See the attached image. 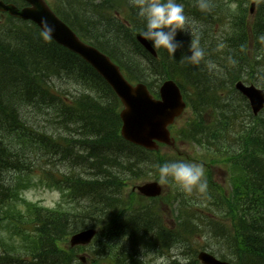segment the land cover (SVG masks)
I'll use <instances>...</instances> for the list:
<instances>
[{
    "label": "bare ground",
    "instance_id": "obj_1",
    "mask_svg": "<svg viewBox=\"0 0 264 264\" xmlns=\"http://www.w3.org/2000/svg\"><path fill=\"white\" fill-rule=\"evenodd\" d=\"M245 1L234 6L230 0H211V11L201 12L197 7L196 0H179L184 6L190 23L194 22L196 25L202 26L197 35L201 47L205 49L206 56L199 65L179 61L181 53L187 51L191 39L190 35L186 33H179L177 36L178 40L183 41L184 48L177 51L175 59L169 57L164 50L153 49L150 43L149 46L140 45V41L143 39L139 36V32L143 30L145 23L142 18L137 16L136 10L130 5L129 0H64V4L70 16L76 17L83 14L85 17L89 15L92 17L95 21L93 24L97 39L103 37V40H106L108 37L105 32L99 29L119 33L124 44L119 39L114 43L108 42L106 47L113 45L116 50L113 52L114 56L112 54L104 55L110 61L114 60L115 63L122 57L129 59L131 65L138 63L143 70L138 73L140 80L151 81L150 83L155 85L159 91H163V83L177 85L186 81L181 86L179 85L181 89L178 93L179 99H192V117L197 119V115L200 113L215 115V119L206 127L207 131H212L213 142L197 149L204 157L205 165L226 167L230 181L246 178L250 190L256 195L263 196L264 128L260 132L247 135L243 127L247 125V131H250L248 126L255 122V117L252 107L248 103H244L238 84L250 82L254 94L259 98H264V78L257 76V68L249 60L248 47L241 42L244 39L243 28L238 26L237 32L240 36L234 35V18L252 14L251 8L259 1L264 3V0H250L247 4ZM104 10L113 12L115 21L104 15ZM119 19L130 22L132 29L128 31L119 26L116 23ZM226 23L232 26L229 33H225L222 28V25ZM261 28L264 29V21ZM260 33L264 36V30ZM219 45H223V47H219ZM39 46L35 47L36 51L45 54L47 59L51 54L56 64L72 60L64 50ZM11 58H18L21 63L33 64L31 56L14 52L9 45L0 49V69L4 73H13L28 82L29 77L26 74L28 72ZM80 58L88 66L77 68L61 64L58 67H53L56 71L64 72L68 81L82 86L81 82L77 81L85 79L83 74L86 73L83 70L93 71L98 64L104 61L102 59L92 60L83 55ZM207 61H211L215 68L209 70ZM257 65L261 69L264 68V53L260 55ZM0 81L6 86L14 85L11 75L0 76ZM191 86H194V89ZM243 88H247V86ZM1 89L0 87V92ZM81 91L84 90L81 89ZM86 91V103L90 105L85 106V113L81 112L80 116L76 115L71 121L63 118V114L66 115L63 110H51V121L49 120L57 126L55 136L68 146L71 150V158L75 162L73 164L75 171L66 176V181L71 184V187L74 186L77 194H81L79 198L75 199V202L80 206V211L71 217V222L80 228L88 222L89 226H93L104 224L111 219L109 216L102 215L97 200L101 201V205L104 202L105 205L111 203L115 206L112 208L111 214L117 215L116 217L131 216L139 212L141 210L140 203L119 192L121 181L130 175L137 174L138 170L140 174L153 173L156 166V161L146 162L147 157L144 155L137 153L129 155L130 150L127 152L120 150L121 145L115 140L112 133L118 125L117 109L120 101L115 99L116 93L109 94L100 90L98 92ZM33 93L35 95V92ZM57 96L61 97L59 94H53V97ZM68 105V108L72 109L71 104L68 103ZM62 107L68 112H73L65 106ZM30 109L35 110L36 108L32 105ZM65 125H70L73 128ZM188 128L190 129V126ZM236 133L241 136L238 137L241 140L239 142L234 141ZM191 134L194 137L195 132L192 129ZM10 137H12L10 133L0 130V166L4 170L6 165L11 167L10 174L6 170L7 174L0 170L2 178L0 184L4 188L5 195L3 199L15 197L10 187L12 178L26 173L31 166L40 171L46 169L38 154L37 144L27 143L14 151L7 145ZM229 137H233L234 147L229 149L227 155L222 156V152L217 150L215 145L217 141H223ZM245 147L247 148L245 149ZM131 150H135V148H131ZM241 152H244L241 158L245 162L248 175L245 173L234 174V165ZM215 156L222 157L215 158ZM87 159L92 161L101 159L103 162L97 165L101 172L105 169L113 171L106 175L105 183L108 185L102 187L103 182L92 184L95 175H98V170H95L94 165L88 163ZM54 164L57 169H60L58 162L55 161ZM59 192L61 199L67 195V191L64 189ZM108 197L112 199L111 202L107 201ZM173 199L182 202H187L189 199L194 200L197 204L191 212L192 217H195L196 214L199 219H203L202 215L198 213L199 210L209 214V219L205 220L203 224V228L206 229L204 236L208 241L207 247L203 245V242L199 244L190 232L176 233L172 229L161 230L155 225H150L145 215L139 214L133 216L129 222L115 219L110 230L114 228L118 233L112 236H101L90 250L97 254L113 256L117 259L118 264H157L160 257L167 258L168 264H178L174 249L177 248V245H181L182 251L179 254L186 258L187 264H198L196 258L203 248L217 255L220 261H229L231 264H264L263 211L254 207L247 209L234 207L232 210L224 204L226 202L221 198L215 197L208 200L203 197V194L194 191L188 195L178 188H175ZM60 200L53 206L42 204V211L36 218H31L23 213H15L10 215L8 220L16 230L21 232L19 236L26 240L27 238L23 234H32L38 231L41 228V220L52 216ZM217 212L223 216L236 217L240 224L236 238H234L235 230H228L217 222ZM241 218L243 223L240 221ZM54 229L51 231L52 239L46 238L47 257L43 259V263H47L49 259L55 263L64 261L59 254L54 252L50 244L53 240L62 237L63 225ZM237 241L248 246L243 248ZM64 264L79 263L76 260H71Z\"/></svg>",
    "mask_w": 264,
    "mask_h": 264
},
{
    "label": "trees",
    "instance_id": "obj_2",
    "mask_svg": "<svg viewBox=\"0 0 264 264\" xmlns=\"http://www.w3.org/2000/svg\"><path fill=\"white\" fill-rule=\"evenodd\" d=\"M243 2V0H241ZM57 11L59 14H61L69 23L70 25L77 28V30L80 32L83 36H88V39H90L94 44L99 46L105 51H108L110 54H113L115 52V47L113 45H110L109 47H106L108 42H113L117 39L121 40L124 44V40L122 37H119V33L109 32L107 30L99 29L108 35L107 39L103 40V37L101 39L96 38V30L94 28L93 22H95L92 17L86 16L81 14L78 16H71L72 19H67V17L61 12V10L57 7ZM264 14V5L262 6L261 10ZM104 15L111 18L112 12H107L104 10ZM110 15V16H109ZM115 21V19L111 18ZM121 21V20H120ZM120 21H117L116 23L124 28L125 30L130 31V28H127L123 23ZM264 20L262 22H259L257 25L261 24L262 26ZM132 25V24H131ZM22 31H19L21 33L17 34V37L15 36H7L0 40V49L3 48L5 45H9L11 49L14 52L27 54L31 56L32 63H21V61L18 60V58H11L15 62L19 63L25 70L28 72L26 73L29 77V81L26 82V79L15 76L13 73L6 72L4 73L0 69V76L11 75V80L14 82L13 86H6L3 84V82L0 81V130H3L5 132L10 133L12 137L9 139V143L7 144L9 149H12L14 151L18 150L19 147H23L25 144L35 143L38 145V154L42 158L45 157H52L56 158L58 156V160L60 161H67V165H69L70 170L66 172H60L58 169L52 168L51 170L45 169L41 171L43 173V176L45 177V180L49 182L50 185H54L55 183L61 184L62 182L66 183L67 187H71V184L66 181V176L69 173H72L75 171V168L73 167V164L75 163L71 158V150L68 148L67 145H65L60 139H58L56 135L57 126L54 125V123H50L51 127L48 129L44 125L36 126L35 124H30L29 122L26 123L22 120V113L21 110H19V107L21 105L30 104L35 107H37L39 110L44 112L51 121V110H63L66 115L63 114L64 119L73 120V118L76 115L80 116L81 112H86L85 106H88L90 104H87L82 97L75 100L74 104H71L72 109L68 108V103L65 102L64 96L62 94L57 97H53V94H58L60 90L57 88L56 80L65 77V73L62 71H56L53 66H59L61 64H67L75 67H84L88 66L78 55L75 53L67 50L66 48L59 46L56 44L52 39H43L41 35V31L37 28H30L29 30L22 29ZM105 37V36H104ZM119 37V38H118ZM87 38V37H86ZM242 44L246 45L245 41H241ZM40 45L41 47L48 46L50 49H59L64 50L70 57V62H65L61 64H56L51 56L47 59L46 55L36 51L35 47ZM39 46V47H40ZM33 55V56H32ZM125 60V61H124ZM134 60V59H133ZM123 67L129 69L128 76L132 79H139L138 73L142 70V67L138 63H134L131 65V61L129 59H120L119 60ZM128 63H127V62ZM36 64H35V63ZM130 63V64H129ZM82 70V69H81ZM74 71V70H73ZM86 74H83L85 76V79L77 82H81L80 86L84 91L86 90H95L98 88L99 90H105L110 91V88L100 79V77L94 72V71H87L83 70ZM239 78V77H238ZM89 81L88 83H86ZM73 83V82H72ZM75 84V83H74ZM91 84V85H90ZM90 85V86H89ZM35 92V95L34 93ZM40 96L41 98H37ZM86 97V96H85ZM13 98L16 99L15 104L13 108L9 105L11 102H13ZM244 103H246L244 101ZM247 104V103H246ZM41 106V107H40ZM62 106H65L68 110L73 112L66 111ZM58 109V110H57ZM76 113V114H75ZM5 122V123H4ZM9 123V124H6ZM117 128L112 132L115 136V140L121 145L119 148L121 151L127 152L130 150L131 152L129 155H132V153H138V151L131 150L128 143L125 142L119 133L120 130V121L118 117L117 122ZM244 124V123H243ZM241 125V124H239ZM245 125V124H244ZM66 127H71L70 125H65ZM247 126V125H246ZM244 126L243 128L246 130L247 135L254 133V132H260L264 128V114L260 117H255V122L248 126L250 131H247V127ZM84 129V128H83ZM237 134V133H236ZM245 135V136H247ZM93 136V135H92ZM238 137H241L239 134L234 135V141H241ZM115 142V141H114ZM247 147H245L246 149ZM244 152H241L239 154V158L237 157V163L234 165V174L239 173H247V167L245 165V162L242 161L241 155ZM225 156V155H223ZM88 163H91L94 165L95 170H98V175H95V179L93 180L92 184H100V182H103V186L105 187L108 185L105 183L107 181V174L113 172L109 169H105L102 172L99 170L98 166L101 162H103L101 159L97 161H92L87 159ZM10 165L5 166V170L10 174ZM34 167L31 166V168L25 173H22L19 176H16L15 178H12V184L11 189L13 190V193L15 195L14 198L10 199H3L5 196L3 193V186L0 184V228L5 227L8 232H13L15 230L17 234L19 235L18 230L15 229V227L11 224V222L8 220V217L15 213H23L31 218H36L38 214L42 211V208L39 207L37 204L27 201L23 195V186H24V180H26L28 183H31L32 181V175L34 172ZM1 172L6 173L4 168L0 166ZM37 176L40 177V174ZM63 177V181H58L59 177ZM2 180L0 176V181ZM124 181V180H123ZM122 182V185H120L119 192L122 193V188L124 182ZM42 182V181H41ZM232 187L230 190H225L222 188L223 191L220 192V198L222 201L226 202L228 207L232 208L234 210V207H241V208H258L261 211L264 212V195H256L253 193L249 185L247 184V179L242 178L240 180H234L232 182ZM4 186H6L4 184ZM73 191H70V195L80 197L81 194H77L76 190L73 187H71ZM111 198L108 197L107 201L111 202ZM101 201L97 200V203L100 207V212L102 215L111 217L108 222L104 223L103 233L104 230L106 232L116 233L117 230L113 228V230H110L112 225L115 222V219H120L124 221V216L116 217L111 214V210L113 206L111 203L110 205L100 204ZM80 211V207L73 206V207H67V208H56L55 212L52 213V216L41 220V228L33 232L32 234H23L27 238L26 240L22 239L23 241H29L28 247L25 250H21L19 244H14L12 247L13 249L10 252H6L5 255H0V264H12V261L17 260L19 264H41L39 261L47 257L46 253V247L45 245L46 240L52 239L53 235L51 231H54L57 226L63 225L62 235L66 236L68 233L71 232V230H75L79 227L75 226L71 222V217L73 214L78 213ZM44 212V211H43ZM42 212V213H43ZM49 214V212H47ZM135 215H132L133 217ZM131 217L126 221L128 222ZM223 218H229L230 224H225L221 220L217 221L222 226L227 228L228 230H235L234 232V238L238 235V228L240 226L239 222L237 221L236 217L234 216H223ZM192 218V217H190ZM148 221V219H147ZM241 223H243L242 218L240 219ZM150 225L153 226V224L148 221ZM186 226L189 230L193 229L195 230L197 227L192 224L191 220H188L186 223ZM186 226H183V228H186ZM158 228H163L166 230L164 224L160 223ZM200 230H202L200 228ZM4 230H0V239H4ZM118 233V232H117ZM179 233V232H178ZM47 238V239H46ZM62 237L53 240L52 243H50L52 248L54 249V252L56 254H59L64 261L62 263H55L54 261H51L52 259H49L47 263L43 264H64L67 261L74 260L76 256V251L73 249H68L66 247V241H60ZM237 243L241 244L243 248H246L248 245L245 243H240L237 241ZM13 252V253H12ZM18 253V254H14ZM49 257V256H48Z\"/></svg>",
    "mask_w": 264,
    "mask_h": 264
},
{
    "label": "clouds",
    "instance_id": "obj_3",
    "mask_svg": "<svg viewBox=\"0 0 264 264\" xmlns=\"http://www.w3.org/2000/svg\"><path fill=\"white\" fill-rule=\"evenodd\" d=\"M130 5L136 10L138 17L142 18L145 26L139 32V36L150 43L153 49L164 50L169 57L175 59L177 51L184 48V43L177 39L179 33L190 35L191 39L186 52H182L179 61L192 65H199L205 60L206 52L201 47L197 35L202 26L189 21L185 14L184 6L179 0H129ZM197 7L201 12H210L212 9L211 0H196ZM43 39L50 38L53 29L42 21ZM264 41V36L259 37ZM223 47V45H219ZM209 70L215 68L211 61L206 62ZM161 184H173L181 192L191 195L194 191L205 194L209 184L206 170L203 165L197 162L167 161L156 168ZM178 264H187L185 257L179 253L182 246L177 245L174 249ZM157 264H168L165 257H160Z\"/></svg>",
    "mask_w": 264,
    "mask_h": 264
},
{
    "label": "water",
    "instance_id": "obj_4",
    "mask_svg": "<svg viewBox=\"0 0 264 264\" xmlns=\"http://www.w3.org/2000/svg\"><path fill=\"white\" fill-rule=\"evenodd\" d=\"M35 7L28 8L19 14L36 18L41 24H47L53 29L51 35L59 42L68 46L72 50L88 56L90 59H102L104 62L97 65L104 76L111 82L116 91L122 97L127 108L123 111L124 119L123 135L135 142L148 145L153 137L167 136V124L174 116L175 108L179 107V93L175 85L165 84L163 93L165 102H156L146 89L133 88L123 78L119 68L114 65L104 54L100 53L91 46L84 44L55 14L49 9L43 0H30ZM146 43L144 40H142ZM250 94L254 103L260 106L257 96L253 89H244ZM92 231L82 232L73 238V243L82 242L88 239Z\"/></svg>",
    "mask_w": 264,
    "mask_h": 264
},
{
    "label": "rangeland",
    "instance_id": "obj_5",
    "mask_svg": "<svg viewBox=\"0 0 264 264\" xmlns=\"http://www.w3.org/2000/svg\"><path fill=\"white\" fill-rule=\"evenodd\" d=\"M230 30L226 31V33H229ZM189 113L182 119L181 122H183ZM37 119H39L42 123L47 121L45 120V117L42 115H36ZM60 167H62L60 165ZM216 178L218 181L223 182L225 179L224 172L220 169L216 170ZM28 198L33 199L35 201H40L42 204L53 206L56 204L58 200L61 199V193L59 191H56L55 189H48L44 188L42 185H39L38 187L32 188L28 193Z\"/></svg>",
    "mask_w": 264,
    "mask_h": 264
}]
</instances>
